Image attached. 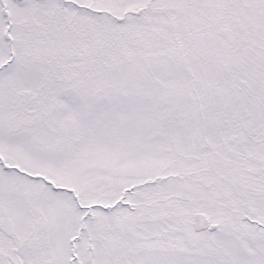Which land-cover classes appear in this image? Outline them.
<instances>
[{"label": "snow or ice", "instance_id": "1", "mask_svg": "<svg viewBox=\"0 0 264 264\" xmlns=\"http://www.w3.org/2000/svg\"><path fill=\"white\" fill-rule=\"evenodd\" d=\"M0 264H264V0H0Z\"/></svg>", "mask_w": 264, "mask_h": 264}]
</instances>
